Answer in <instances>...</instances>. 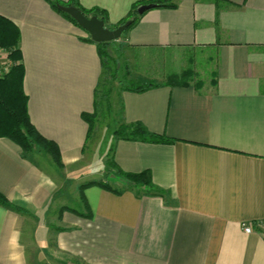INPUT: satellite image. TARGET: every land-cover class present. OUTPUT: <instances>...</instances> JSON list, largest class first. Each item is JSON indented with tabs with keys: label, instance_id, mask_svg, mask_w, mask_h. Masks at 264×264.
<instances>
[{
	"label": "crops",
	"instance_id": "obj_1",
	"mask_svg": "<svg viewBox=\"0 0 264 264\" xmlns=\"http://www.w3.org/2000/svg\"><path fill=\"white\" fill-rule=\"evenodd\" d=\"M141 1L79 0L104 9L109 27ZM173 2L145 10L119 41L130 50L204 52L208 76H199L195 54L201 84L120 90L111 104L114 131L140 122L172 139L113 133L117 166L149 170L165 196L92 184L83 189L89 215L80 214L81 198L79 208L54 209L58 180L47 156L40 164L39 152L0 137V193L21 209L0 204V264H264V0ZM0 15L20 31L32 123L57 144L63 170L81 167L82 114L94 110L102 73L95 42L46 0H0Z\"/></svg>",
	"mask_w": 264,
	"mask_h": 264
},
{
	"label": "trees",
	"instance_id": "obj_2",
	"mask_svg": "<svg viewBox=\"0 0 264 264\" xmlns=\"http://www.w3.org/2000/svg\"><path fill=\"white\" fill-rule=\"evenodd\" d=\"M46 1L54 10L69 19L75 25H78L68 13L61 11L57 7V4L61 3L59 0ZM144 3H154L155 7L175 6L173 0H148L136 2L131 6L127 17L120 21L119 24L131 19L130 25H132L140 16V14L137 13V8ZM61 4L74 5L87 16L96 15L105 22L107 21L106 11L100 7L86 8L80 4L79 0H68L66 2H62ZM87 40L92 41L89 36L87 37ZM114 42L115 40L107 42H95L100 57L102 73L95 87L94 110L90 114H82L88 124L87 138L90 137L94 120L98 115L97 110H99L100 105L98 97H108L109 91L111 90L106 88V85L108 84L109 80L114 79V71L111 66L114 58L109 53L108 46H111L116 51L119 50V47H116L117 45H115ZM0 45L10 51L8 54V59L11 63L9 71L0 77V137H6L12 140L25 154L44 152L46 155H48L55 166L62 168L63 163L57 144L53 140L48 139L43 134H41L30 119L27 105L28 96L23 89L24 66L21 61L22 54L20 49V31L15 23L2 15H0ZM196 77V72L192 66H189L188 68L182 69L179 72L167 74V76L162 81L154 82L149 80L146 83L131 82L122 90H132L139 92L145 91L152 87H157L162 84L183 86L190 84L197 85V82L198 84H201L198 79H196ZM107 103V112L108 114H111V103L109 101ZM113 133L116 138L130 140H142L148 142L172 141V139L167 136L150 132L140 122L120 125ZM107 164L108 168L105 170V174L109 175L111 172L110 170L115 169L118 176L124 180L127 185L137 189L138 194H155L162 197L165 196L166 191L155 186L152 182L151 173L149 170L136 173L122 171L113 159V145L107 155ZM92 184H98L103 189L113 192L117 195L123 193V189H117L110 185L107 181H90L83 183L79 186V192L80 198L86 208V213L82 212L80 214H90V207L86 202L83 189ZM0 204L16 211L21 210L18 206L10 203L2 193H0Z\"/></svg>",
	"mask_w": 264,
	"mask_h": 264
},
{
	"label": "rangeland",
	"instance_id": "obj_3",
	"mask_svg": "<svg viewBox=\"0 0 264 264\" xmlns=\"http://www.w3.org/2000/svg\"><path fill=\"white\" fill-rule=\"evenodd\" d=\"M114 43L117 45L116 47H119V50L116 51L108 46V51L114 58L111 63L114 79L109 80L106 85V88L111 89L109 96L98 97L100 102L99 110H97L98 115L94 120L93 129L85 147L87 160L80 163L81 167L79 168L63 170L57 166L53 167V164H50L52 161L44 152L33 154L34 157L40 159V164H43L41 158L47 156L46 159L49 164L48 166L44 164V167L52 172L58 180V188L51 204L54 209H57L60 204L75 208L80 207L79 183H87L96 179L107 181L117 189L128 187L126 182L118 176L115 169H111L112 173L110 172L109 175L105 174V170L108 168L107 155L114 142L113 129L118 124L117 119L112 114H108L107 102L109 101L112 104L115 93H118L131 82L146 83L149 80L158 82L162 81V78H165L169 73L179 72L189 66L193 68L194 63L189 61V58L195 54L197 62L194 67L197 69L199 76L203 79L208 76V71L205 70L206 60L202 58V56L205 58L204 52L179 50L176 53L172 50H130L119 39L115 40ZM38 221H42L41 217ZM42 223L45 224V220ZM42 223L41 225H43ZM42 229L43 226L40 227V231Z\"/></svg>",
	"mask_w": 264,
	"mask_h": 264
},
{
	"label": "water",
	"instance_id": "obj_4",
	"mask_svg": "<svg viewBox=\"0 0 264 264\" xmlns=\"http://www.w3.org/2000/svg\"><path fill=\"white\" fill-rule=\"evenodd\" d=\"M153 6L154 3L141 4L137 8V13L142 14ZM57 7L61 11L68 13L89 34V37L94 42H107L119 39L131 23V19H128L115 27H109L103 19L98 18L96 15L87 16L74 5L57 4Z\"/></svg>",
	"mask_w": 264,
	"mask_h": 264
},
{
	"label": "built area",
	"instance_id": "obj_5",
	"mask_svg": "<svg viewBox=\"0 0 264 264\" xmlns=\"http://www.w3.org/2000/svg\"><path fill=\"white\" fill-rule=\"evenodd\" d=\"M9 50L0 45V77L7 73L10 69V60L8 59ZM244 230L249 232L252 230L251 225L244 224ZM264 238V227L260 228Z\"/></svg>",
	"mask_w": 264,
	"mask_h": 264
}]
</instances>
